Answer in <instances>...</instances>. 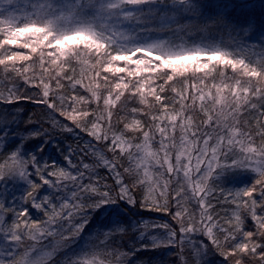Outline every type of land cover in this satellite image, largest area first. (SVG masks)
Instances as JSON below:
<instances>
[{
  "label": "snow or ice",
  "instance_id": "snow-or-ice-1",
  "mask_svg": "<svg viewBox=\"0 0 264 264\" xmlns=\"http://www.w3.org/2000/svg\"><path fill=\"white\" fill-rule=\"evenodd\" d=\"M246 9L245 0H0V106H13L0 107V264H148L141 254L159 249L174 250L172 264H211L210 254L264 264V33L248 39L254 20L237 19ZM126 93L121 129L113 109ZM23 102L50 109L52 129L91 140L69 146L65 165L44 160L50 131H19Z\"/></svg>",
  "mask_w": 264,
  "mask_h": 264
},
{
  "label": "trees",
  "instance_id": "trees-1",
  "mask_svg": "<svg viewBox=\"0 0 264 264\" xmlns=\"http://www.w3.org/2000/svg\"><path fill=\"white\" fill-rule=\"evenodd\" d=\"M245 3L247 4L246 11L240 16L237 17L238 20L241 22L247 21L249 18L254 20L256 25L255 32L248 38L251 40H256L259 38V35L261 33H264V0H245ZM225 39L227 38V34L225 33ZM25 51V50H20ZM30 63V62H29ZM75 68H76V75H79L80 65L75 64L73 62ZM98 70V69H97ZM37 72H39V68L36 69ZM230 72V70H228ZM71 68H69L65 75H71ZM30 75V74H29ZM101 75H107L109 76L110 80L114 81V75L111 73H101ZM199 77V76H197ZM189 81L192 80L191 77H187ZM211 80V76L208 78ZM65 84V88L62 90L65 95L70 96L72 94L71 89L68 87L67 81H62ZM207 82V81H206ZM55 82L53 81V84ZM101 84H104L105 82L103 80H100ZM157 83H163L162 80H157ZM172 85H176L179 87V83L177 80H174L170 83V85L166 86V88L170 89ZM27 91L29 93H35L39 91L35 88H27ZM102 92H106L107 89H102ZM77 92L79 94L87 95V93L83 92L82 89L77 88ZM164 96L171 97L174 94L170 90H166L165 93H162ZM123 101L127 99L126 97L122 98ZM169 101H165V103H168ZM133 104H135V98H133ZM97 105L93 103L89 107L95 108ZM136 107H140L139 104H135ZM0 107H13V106H0ZM20 107L23 109V111L19 114L20 116V126L19 131L23 132L25 129H38V128H48L50 131V142L46 145H44V152L38 153V155H42L44 160H47L49 162L55 161L57 164L65 165L66 162L64 160V155L66 154V150L69 146L76 148L77 144H83L86 140H91L90 137H87L84 133H80L79 130H77L78 135H73L72 133L68 132H61L57 129H52L50 124L47 122L49 118V113L51 112L50 109H47L45 105H38L33 104L31 102H23ZM83 107V106H82ZM102 107V104H101ZM121 105L113 109L114 116H113V124L116 127L123 128L122 124L117 125L116 120L119 115H123V113L120 111ZM178 107V105H177ZM130 116L131 113H128ZM197 115L199 116V113L197 112ZM29 117H31L32 121L34 123H28ZM59 119L63 123H69L68 121H64L62 117H59ZM91 119V117H89ZM141 119H147L146 117H141ZM45 139L44 137H41L40 139L31 140L28 142L27 147L31 151H35L37 146L41 144V140ZM98 148H103V143L96 145ZM106 151V150H105ZM78 155L83 157L86 162H90V156H83V153L79 152V149H77ZM106 154L111 157L112 153L106 152ZM74 162H79L77 157H73ZM125 163H127L125 161ZM101 176L106 175L103 169L100 170ZM46 187V186H45ZM175 187V185H173ZM23 189L21 188L19 191H17L15 194L17 197H19L22 193ZM42 192L44 189L41 190ZM11 198L9 197V200ZM17 202V201H16ZM17 208L21 206V203L15 205ZM24 207H29V205H23ZM221 207V206H218ZM222 207L230 208V205H223ZM132 212H139L140 215H142L144 218H156L160 221H168L170 220V217L163 214V213H157V212H147V211H140L138 209H132ZM30 215L34 219H43L42 215L35 210L30 209ZM131 216V214L129 213ZM132 219H138L139 216H132ZM169 251H174L170 249H159L156 251H149L146 253L141 254V259L144 261H147L148 264H172V261L175 259V257L168 255L167 253ZM208 259L211 261V264H222V258L218 255H209ZM249 264H252V262H249Z\"/></svg>",
  "mask_w": 264,
  "mask_h": 264
},
{
  "label": "rangeland",
  "instance_id": "rangeland-1",
  "mask_svg": "<svg viewBox=\"0 0 264 264\" xmlns=\"http://www.w3.org/2000/svg\"><path fill=\"white\" fill-rule=\"evenodd\" d=\"M118 63H122V62H118ZM134 67V66H133ZM230 70V69H229ZM208 70L207 69H205V70H203L202 72H199V73H192L191 71L189 72V73H187L186 74V76L187 77H191L192 79L194 78V77H197V76H199V77H202L203 75H204V72H207ZM113 75V74H112ZM121 75H125V74H116V75H114V81L117 79V77L118 76H121ZM143 75H149L148 73H144ZM133 79V82H135V79L136 78H132ZM125 97L126 98H128V94L126 93L125 94ZM124 103V101H123V99L118 103V105H117V108L120 106V105H122ZM20 203V201H19V199H17V202H16V204H19Z\"/></svg>",
  "mask_w": 264,
  "mask_h": 264
}]
</instances>
